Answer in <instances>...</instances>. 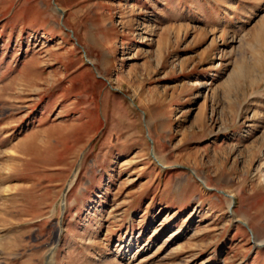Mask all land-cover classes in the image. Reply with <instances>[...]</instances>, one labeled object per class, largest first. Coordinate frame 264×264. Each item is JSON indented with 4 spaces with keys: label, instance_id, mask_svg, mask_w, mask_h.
<instances>
[{
    "label": "rangeland",
    "instance_id": "1",
    "mask_svg": "<svg viewBox=\"0 0 264 264\" xmlns=\"http://www.w3.org/2000/svg\"><path fill=\"white\" fill-rule=\"evenodd\" d=\"M0 264H264V0H0Z\"/></svg>",
    "mask_w": 264,
    "mask_h": 264
},
{
    "label": "bare ground",
    "instance_id": "2",
    "mask_svg": "<svg viewBox=\"0 0 264 264\" xmlns=\"http://www.w3.org/2000/svg\"><path fill=\"white\" fill-rule=\"evenodd\" d=\"M13 157V156H12ZM17 159H20V157H19V154L18 153H16V155L14 156V161L15 160H17Z\"/></svg>",
    "mask_w": 264,
    "mask_h": 264
},
{
    "label": "water",
    "instance_id": "3",
    "mask_svg": "<svg viewBox=\"0 0 264 264\" xmlns=\"http://www.w3.org/2000/svg\"><path fill=\"white\" fill-rule=\"evenodd\" d=\"M59 10H61V9H59Z\"/></svg>",
    "mask_w": 264,
    "mask_h": 264
}]
</instances>
